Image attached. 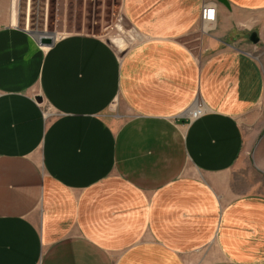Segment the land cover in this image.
Masks as SVG:
<instances>
[{"label":"crops","instance_id":"1","mask_svg":"<svg viewBox=\"0 0 264 264\" xmlns=\"http://www.w3.org/2000/svg\"><path fill=\"white\" fill-rule=\"evenodd\" d=\"M14 7L0 0V264H264V0H123L140 41L122 58L95 37L41 46Z\"/></svg>","mask_w":264,"mask_h":264},{"label":"rangeland","instance_id":"2","mask_svg":"<svg viewBox=\"0 0 264 264\" xmlns=\"http://www.w3.org/2000/svg\"><path fill=\"white\" fill-rule=\"evenodd\" d=\"M122 3L123 0H15L16 26L27 31L43 29L48 43L52 42L49 47L56 38L95 37L122 58L140 41V36L123 15ZM180 41L194 55L199 52L201 37L198 33L192 32ZM254 55L264 64V52L257 51ZM261 114L264 116V107ZM235 176V182L240 183L238 174ZM256 179L263 180L261 177Z\"/></svg>","mask_w":264,"mask_h":264},{"label":"built area","instance_id":"3","mask_svg":"<svg viewBox=\"0 0 264 264\" xmlns=\"http://www.w3.org/2000/svg\"><path fill=\"white\" fill-rule=\"evenodd\" d=\"M200 19L201 22L206 26L213 25L216 22V8L209 3H204L200 14ZM203 113L204 106L198 101L194 104L191 110H188L186 116L189 120L193 121L200 118Z\"/></svg>","mask_w":264,"mask_h":264},{"label":"bare ground","instance_id":"4","mask_svg":"<svg viewBox=\"0 0 264 264\" xmlns=\"http://www.w3.org/2000/svg\"><path fill=\"white\" fill-rule=\"evenodd\" d=\"M31 33H32L34 39L36 40V42L39 45L43 46L42 45V44H44V38H43L44 31H43V29H34L31 31Z\"/></svg>","mask_w":264,"mask_h":264},{"label":"water","instance_id":"5","mask_svg":"<svg viewBox=\"0 0 264 264\" xmlns=\"http://www.w3.org/2000/svg\"><path fill=\"white\" fill-rule=\"evenodd\" d=\"M218 1L220 3H224L225 4V0H218ZM248 40L253 45H257L259 43L258 35H257L256 32L250 33V35L248 36ZM42 45H45V44H42Z\"/></svg>","mask_w":264,"mask_h":264}]
</instances>
